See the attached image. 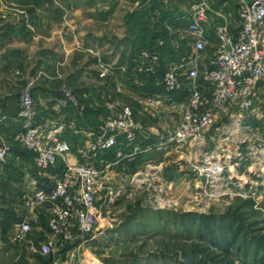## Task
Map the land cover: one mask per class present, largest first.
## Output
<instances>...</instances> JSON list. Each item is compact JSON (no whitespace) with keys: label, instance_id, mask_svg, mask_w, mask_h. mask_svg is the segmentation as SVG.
Wrapping results in <instances>:
<instances>
[{"label":"rangeland","instance_id":"rangeland-1","mask_svg":"<svg viewBox=\"0 0 264 264\" xmlns=\"http://www.w3.org/2000/svg\"><path fill=\"white\" fill-rule=\"evenodd\" d=\"M208 1L218 8L226 0ZM238 1L228 0L231 7L224 10H232L235 16ZM186 4L182 0H0V15L19 14L22 30L32 31L38 25L33 18L48 14L49 22L41 19L46 35L55 28L64 30V15H67L66 27H73L70 29L73 40L81 29L102 28L109 40L118 42L119 64L107 61L108 55L96 58L95 54L85 55L79 50L73 51L70 61L62 43L57 41L52 43L51 52L38 55L41 84H52L59 97L57 103L62 107L67 104L66 108L82 109L81 117L88 116L92 121L91 130L86 131L89 137L107 117L124 107L132 108L135 115L140 114V120L147 121L148 109L157 107L150 105V99L161 96L170 100L167 101L170 106L175 102L171 96L177 93H168L163 86V66H168L163 62L164 54L170 59L171 50L174 53L177 49L175 44L180 42L175 33L180 35V32L173 28V21L170 26L164 25L160 14L163 7L164 10L177 6L185 9ZM80 7L85 10L90 7L93 12L89 15H93L94 20L86 23L81 19ZM104 11L107 13H101ZM7 25L12 28L10 23ZM168 35L170 38L173 35V44L165 41ZM212 44H217L215 35ZM128 45L135 48L130 47L129 51ZM171 46H175L174 49ZM213 48L209 46L204 53L200 77L204 63L208 64L214 55ZM105 69L108 72L101 77ZM14 72L24 81L19 87L15 85L13 92L22 95V88L35 86V80L26 77L25 70L20 68ZM10 76L2 75L0 85L10 82ZM199 83L202 88L200 80ZM185 90L179 96L178 105L171 107L173 110L178 107V113H174L177 117L168 121L175 128L190 96L188 86ZM10 99L8 103L15 110L18 100L14 96ZM260 100V115H250L240 123L230 118L221 120L207 134L200 150L190 148L181 155L171 146H158L160 139L149 142L145 133H141L142 129L138 151L135 146L124 143L121 145L123 159L119 160L116 154L120 147L104 153L105 160L115 165L99 195L107 207L95 236L59 244L54 252L43 254L39 246L47 227L34 223L27 241L17 243L22 245V259L17 264H264V94ZM2 103L0 101V105ZM43 107L37 100L36 114L40 120L43 119L38 113ZM96 111L102 113L100 122L95 121ZM0 117L4 119L2 129L8 118ZM71 122L75 128L64 130L60 134L62 138L67 131L81 133L80 126L68 118L53 122L55 126ZM19 123L17 120L16 124ZM5 140L1 133L0 145H7L10 152L6 164L0 165V218L6 211L10 218L16 213L17 205H26L29 200L24 191L32 188V183L49 187L54 183L49 172L52 176L62 168V160H59L56 171H42L16 136L10 142ZM71 147L75 153L83 148L76 144ZM18 155L23 160H18ZM3 170L9 174L1 175ZM107 187L111 188L109 194L113 196H109ZM162 202L169 204L161 207ZM33 209L34 212L41 210L42 214L35 212L38 216H49L46 204ZM13 235L14 230L13 233L11 230L6 238L11 239ZM3 236L0 225V237ZM27 246L36 251L31 248L32 253L29 252ZM4 254V246L0 244V264H4L1 257Z\"/></svg>","mask_w":264,"mask_h":264},{"label":"built area","instance_id":"built-area-1","mask_svg":"<svg viewBox=\"0 0 264 264\" xmlns=\"http://www.w3.org/2000/svg\"><path fill=\"white\" fill-rule=\"evenodd\" d=\"M182 1L187 3L186 8H173L170 17L175 27L184 31L182 41L191 48V53L181 62L168 66L162 82L168 93L182 92L188 86L190 96L179 124L168 136H162L158 143L162 147L171 146L181 155L190 148L200 150L207 134L221 120L230 118L238 121L240 116L245 121L250 115H260L262 110L258 103L264 94V0H239L235 16L232 10H224L231 7L228 0L218 8L208 0ZM209 26L213 27L218 44L210 66L204 63L200 77V66L209 46ZM107 72L105 69L101 77ZM199 80L211 89L210 96L204 94ZM165 102L161 96L150 99V105L157 107ZM18 121L20 127L16 140L24 149L35 154L39 169H58V162L62 160L59 173L51 176L54 183L38 189L28 198L33 208L48 206L47 230L40 243V251L50 254L59 244L95 236L107 207L99 195L106 187L104 180L115 165L105 160L103 154L116 150L122 143L135 146L136 151L140 147L138 139L142 127L133 109L122 108L107 117L97 132H91L93 135L89 136L88 144L76 151L82 157L80 161L69 160L71 144L60 136L67 128H75V124L60 123L55 126L49 119H38L33 87L30 85L21 95ZM3 122L0 117V137ZM9 152L7 145H0V165L6 164ZM124 156L122 151L117 152L119 160ZM107 188L109 194L111 188ZM38 221V218L15 221L11 240L26 242L34 223ZM32 249L36 251V248Z\"/></svg>","mask_w":264,"mask_h":264},{"label":"crops","instance_id":"crops-1","mask_svg":"<svg viewBox=\"0 0 264 264\" xmlns=\"http://www.w3.org/2000/svg\"><path fill=\"white\" fill-rule=\"evenodd\" d=\"M90 9H91L90 7H88V9L86 10L83 7H80L79 9V16L81 19L83 18V20L86 23L88 21L94 20L92 17L93 15H89V13L93 12V10L92 9L90 10ZM162 9L164 10V7ZM172 9L173 7L167 8L164 11L162 10L160 15H161L162 21L164 22V25L165 23L166 25H169V23L173 21V19L170 17V12ZM101 13L106 14L107 12L104 11ZM39 15L40 14L37 15L38 18L36 19L33 18L35 24L38 21V25L34 24L36 28H34L32 31L22 30V26H21L20 19H19V16H20L19 14L15 13L14 16L0 15V77L2 75L3 76L11 75L9 77L10 82H8L7 84L9 86H12V88L11 87L8 88L7 84L6 85L4 84L3 86L0 85V101L3 102L0 105V115H4L6 116V118H8L5 126L1 129L2 136H4V138H6L8 142H10V140H12V137L16 136L18 132V127L20 124H16V122L18 120L17 117H18V111L20 107L21 93L19 92L20 95H18L19 93L13 92V90H15L14 89L15 85L19 87V84H22V82L24 81L23 80L24 78H20L15 73L16 71L14 72V70L18 71V69L22 68V71L25 70L24 74L26 75V77H28L31 80H35L34 82L35 86L33 87L34 98L36 100V103H37V100H39V102L44 106L42 110L38 113L39 116L41 115L40 116L42 117L41 119H51L53 122L64 121L67 118L69 120H75L78 123V125L81 127L80 128L78 126L79 129H81V131H79L81 133L77 134L76 132H73V131H67L64 133V138L68 140L70 144H76V146L83 147L82 144L85 143V146H86L91 139L90 137H88L89 133H87L86 131L91 130L90 126H91L92 121L89 119L88 116L81 117V113H82L81 108L78 110H74L73 108H66L67 104L64 106L65 107L64 108L59 103H57L59 101L58 99L59 97L55 91V88L52 87V84H50L49 82H45V85L41 84L40 76H39V74L41 73L39 71V65H38V60L40 58L38 55L46 51L51 52L52 43L57 41V42L62 43L61 45L63 46L66 52V56L68 57V60L70 61L72 60L73 51L79 50L81 53L85 55L95 54L97 55L96 58H98L99 56L105 57V55H108L106 57L107 61H112L114 63L117 62V64H119L118 53L120 52V47L117 46L118 42L114 40H109L110 38L106 36L107 32H104L102 28L85 29V30L81 29V32H79V36H77L76 34L74 37L76 38V40H73L72 39L73 36L72 34H70L72 32L70 29H72L73 27L69 29L66 27V23L68 21L67 15H64V21H65L64 30L61 31L60 29L55 28L49 31L50 33L46 35L47 30H45L46 28H43L41 26L42 24L41 19H43V21L46 19L47 22H49L51 19L49 18L50 15L48 14H42L41 16ZM100 16L102 17L103 15L100 14ZM69 22L71 23L73 22L72 16H70ZM7 23H10V25H12L11 29L8 28ZM173 28H177V27H173ZM177 29H180V28H177ZM179 32H180V35L178 33L177 34L175 33V37L180 42L178 44L180 49H178V45L175 44L177 49H175V52H174L175 54L173 53V50H171L172 57H170V59H167L168 55L164 54V57H166L165 63L168 66L181 62L186 57V55L189 56V54L191 53V48L182 41L184 31L179 30ZM213 35H215L213 27L209 26L208 28L209 46L214 47L213 48V51H214L216 48L215 46H217L218 44V39L216 37L217 44H215L214 46L212 44ZM173 42H174L173 40L170 41L171 44H173ZM128 46L129 48L127 49L129 51H131V48H135V47H132L131 45H128ZM174 47L171 46V48L173 49ZM132 52H133V49H132ZM66 60L67 58L65 59V62H67ZM211 60L212 58L209 59V63H208L209 66H210ZM200 81L203 84L202 89H203L204 94L206 96H210L211 89L207 87L202 80ZM25 89L26 88H22L20 91L23 93ZM184 91L186 90H183L182 92H178L174 96H171V99L175 100V102H172L171 106L167 102L170 100H166L165 104L162 107H159V108L154 107L153 110L148 109L149 114L147 116L148 118L147 121L146 119L143 120V118L142 120H140L139 119L140 114L135 115L137 122L143 129L141 133L143 132L145 133L143 135H145V137L149 139V142L152 141L153 139L159 140L162 136L166 135L167 132H170V131L172 132V130H174L175 127L170 126L168 121L173 120L174 117H177L174 115V113L176 114L178 113V110H177L178 107H176L175 110H173L171 107L173 105H176V106L178 105L177 102L180 100L179 96H181V93H183ZM100 93L102 97L103 93L102 92ZM13 96L15 97V100H18V103L16 104L17 108H15V110L8 103L11 100L10 98ZM182 114H183V110L181 112V117L179 115V121H177L176 125H178V123L181 121ZM102 119L103 118H102L101 111H96L95 121L99 120L100 122ZM238 119H239L237 121L238 123L243 121L242 117L240 116L238 117ZM205 142L206 140L203 142V145L205 144ZM121 145L123 146L124 143H122ZM121 148L122 147L120 146V149ZM120 151H122V153L124 152L123 149H121ZM169 153L170 152H168V154ZM68 158L69 160H72V161L82 160V157L78 155V153H75V152H71ZM17 159L23 160V158L19 155L17 156ZM56 170L54 169L51 171H56ZM8 174H9V171L7 170L6 171L3 170V172H1V175H8ZM50 177L51 176L49 172V178ZM41 188H44V187L36 186L32 183V188L26 189L25 190L26 192L24 191V193L27 198H30L31 196L29 195L31 194L34 195L35 192ZM25 204H26L25 206L24 204H20L16 206V208L18 207L17 209L15 208L16 216H18L19 219H22L25 216H27L28 218L32 217L33 219L38 218L39 220L38 222H40L41 225H43L44 227L45 225L47 227L48 217L46 216V214L44 216H41V215L38 216V214L35 212L42 214L40 212L41 210L38 211L36 209L37 211L35 210L34 212L33 207H31L28 202ZM28 210L31 212H29ZM45 210L47 211V209ZM32 212H34V214H36L37 216L34 215ZM2 215L3 217L0 218L1 219L0 225H1L2 231L4 232V229L7 230V228H5V225L8 224V222H6V224H2V222L4 220H8L9 217L7 216V213L6 215L5 213H3ZM11 230L13 233V228L12 229L10 228L8 230V233H10ZM1 245H3L5 249V254H4L5 257L1 256L3 257L2 259L4 260V264H17L19 260L22 259V245L21 244H17L16 242H13L10 238H5L3 239V243ZM30 246H27L29 252L32 251L31 249L32 247Z\"/></svg>","mask_w":264,"mask_h":264},{"label":"trees","instance_id":"trees-1","mask_svg":"<svg viewBox=\"0 0 264 264\" xmlns=\"http://www.w3.org/2000/svg\"><path fill=\"white\" fill-rule=\"evenodd\" d=\"M171 38H172V36H171ZM171 38H170V36L168 35V37H166V42H167V44H169L170 43V41H171ZM163 63H165V62H163ZM168 66H166L165 64H164V66H163V69H164V71L166 70V68H167ZM99 130V129H98ZM26 150V149H25ZM28 153H30L32 156H33V159H35V154L33 153V152H30V151H28V150H26ZM35 161V160H34ZM36 164V163H35ZM37 166V165H36ZM9 168V167H8ZM54 170V169H53ZM7 212V211H6ZM6 212H5V214H6ZM8 214V213H7ZM17 220H19V218H18V216H16V214L14 213L13 214V216H11L10 218H8V220H4L3 222H2V224H6V222H8V224H6L5 225V228H7V230L6 229H4V232H3V239H5L6 238V235L8 234V230L11 228H13V224H14V222L15 221H17Z\"/></svg>","mask_w":264,"mask_h":264},{"label":"bare ground","instance_id":"bare-ground-1","mask_svg":"<svg viewBox=\"0 0 264 264\" xmlns=\"http://www.w3.org/2000/svg\"><path fill=\"white\" fill-rule=\"evenodd\" d=\"M229 152H230V151H229ZM226 156H227V155H226ZM211 160H212V159H211ZM159 201H160V200H159ZM169 202H170V201H169ZM169 202H166V203H165V202H162V203H160V206H161V207H164L165 204H169Z\"/></svg>","mask_w":264,"mask_h":264}]
</instances>
